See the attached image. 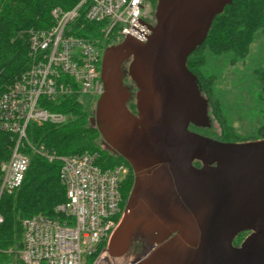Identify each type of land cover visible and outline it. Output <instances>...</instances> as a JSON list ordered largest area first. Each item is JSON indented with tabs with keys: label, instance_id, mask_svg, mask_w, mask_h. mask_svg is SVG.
I'll return each mask as SVG.
<instances>
[{
	"label": "water",
	"instance_id": "1",
	"mask_svg": "<svg viewBox=\"0 0 264 264\" xmlns=\"http://www.w3.org/2000/svg\"><path fill=\"white\" fill-rule=\"evenodd\" d=\"M232 1L159 0L147 41L127 37L102 53L104 91L90 125L133 174L108 264L133 241L152 248L136 264H264V139L223 142L190 129L211 122L187 59Z\"/></svg>",
	"mask_w": 264,
	"mask_h": 264
},
{
	"label": "built area",
	"instance_id": "2",
	"mask_svg": "<svg viewBox=\"0 0 264 264\" xmlns=\"http://www.w3.org/2000/svg\"><path fill=\"white\" fill-rule=\"evenodd\" d=\"M51 16L50 29L29 32L30 65L0 96V134L12 140L0 157V197L21 186L29 167L27 150L58 161L66 200L55 206L58 219L36 215L22 222L19 258L24 264H85L84 257L107 244L123 215L122 188L129 170L124 165L102 167L97 152L58 156L34 145L27 127L69 120L45 103L71 94L99 98L106 44L127 37L147 41L148 5L146 0H81L69 10L53 9Z\"/></svg>",
	"mask_w": 264,
	"mask_h": 264
},
{
	"label": "trees",
	"instance_id": "3",
	"mask_svg": "<svg viewBox=\"0 0 264 264\" xmlns=\"http://www.w3.org/2000/svg\"><path fill=\"white\" fill-rule=\"evenodd\" d=\"M80 1L0 0V96L30 65L29 32L50 29L53 26V9L69 10ZM76 25L77 23L74 24ZM256 31L264 32V0H233L215 17L204 43L188 57L187 67L197 77L199 90L208 100V115L212 113L214 117L218 116L220 107L211 98L208 83L210 72L205 70L206 57L203 50L208 49L216 57L232 55L231 63L234 64L248 54ZM261 100L264 104V98ZM44 107L67 115L69 120L57 126L30 123L27 127L28 139L34 145L43 146L58 156L97 152L104 168L126 166L129 171L122 188L124 206L133 183L132 170L121 156L104 148L98 130L90 125L95 101L71 94L60 97L55 102L45 103ZM128 108L135 112L134 105L129 107L128 103ZM190 129L206 133L208 128L190 126ZM228 131L226 128L219 141H245H239ZM259 138H264V126L250 140ZM11 145V137L0 134V157L7 154ZM26 155L29 167L21 186L13 193L0 197V264H24L19 258L23 245L22 222L36 215L58 219L55 206L66 200L65 188L60 181V163L48 162L28 150ZM195 165L199 167L200 163L196 162ZM246 234L239 235L233 244L238 245L239 239ZM105 247L106 244L101 245L97 252L87 257L85 264H94Z\"/></svg>",
	"mask_w": 264,
	"mask_h": 264
},
{
	"label": "rangeland",
	"instance_id": "4",
	"mask_svg": "<svg viewBox=\"0 0 264 264\" xmlns=\"http://www.w3.org/2000/svg\"><path fill=\"white\" fill-rule=\"evenodd\" d=\"M146 3L150 14L149 0H146ZM115 44L117 42L113 45ZM203 55L206 57L205 70L210 72L208 83L211 87V98L220 107V113L215 117L212 113L209 114L211 125L206 133L200 134L219 140L228 128V133L233 134L239 141H255L256 138H250L256 136V131L264 126V104L261 100L264 98V32H255L248 54L234 64L231 63L232 55L229 54L216 57L205 48ZM124 67L127 68L128 65L124 64ZM126 81L125 86L129 88L130 79ZM260 139L262 138L257 140ZM245 237L243 235L236 246H239ZM151 249L145 243L133 241L127 253L110 259V264H136L145 258ZM104 258V255L98 257L94 264H108ZM87 259L84 257L85 263Z\"/></svg>",
	"mask_w": 264,
	"mask_h": 264
},
{
	"label": "flooded vegetation",
	"instance_id": "5",
	"mask_svg": "<svg viewBox=\"0 0 264 264\" xmlns=\"http://www.w3.org/2000/svg\"><path fill=\"white\" fill-rule=\"evenodd\" d=\"M158 1L159 0H149V2H150L149 27H150V29L156 25V9H157ZM114 43H116V42H111V43L107 44V47L112 46ZM126 69L127 68L123 66V78H124L123 81H124V83L127 82L126 80H129V77L126 73ZM130 83L132 86L130 85L128 89L131 91L132 96H131V99L129 100L128 103H129V107H131L132 105H134V107H135L136 88H135L134 84L131 82V80H130ZM262 139H264V138H262ZM262 139H260V140H262ZM245 236H247V234Z\"/></svg>",
	"mask_w": 264,
	"mask_h": 264
}]
</instances>
